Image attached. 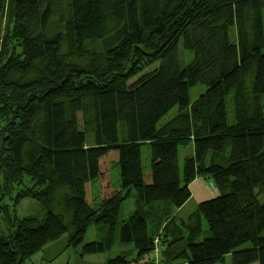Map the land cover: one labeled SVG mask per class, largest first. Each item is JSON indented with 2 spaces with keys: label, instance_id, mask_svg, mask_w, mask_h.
<instances>
[{
  "label": "trees",
  "instance_id": "obj_1",
  "mask_svg": "<svg viewBox=\"0 0 264 264\" xmlns=\"http://www.w3.org/2000/svg\"><path fill=\"white\" fill-rule=\"evenodd\" d=\"M263 16L264 0H0V264L63 238L79 258L114 248L101 264H156L145 209L181 207L200 176L219 196L180 221L160 264H264ZM109 151L119 190L91 206ZM23 201L39 214L18 216ZM90 226L103 238L76 251Z\"/></svg>",
  "mask_w": 264,
  "mask_h": 264
},
{
  "label": "rangeland",
  "instance_id": "obj_2",
  "mask_svg": "<svg viewBox=\"0 0 264 264\" xmlns=\"http://www.w3.org/2000/svg\"><path fill=\"white\" fill-rule=\"evenodd\" d=\"M264 20V16H263ZM4 23L0 21V35L4 34ZM205 87L203 85L197 84L194 88L190 90L191 99L194 100L197 95L203 91ZM227 112L231 115V96L228 97L227 102ZM174 115L171 113L165 117L161 124L168 123ZM193 148L191 144H188L185 147L180 146L178 148V165L182 169V163L185 157L192 155ZM142 154V167L145 172V176H148V149L146 146L141 149ZM117 162V153L109 151L103 158L100 160V171L98 179L88 184L85 187V197L87 203L91 206H98L103 204L104 201L108 200L110 197H113L118 192V170L116 167ZM190 191L189 199L179 208L174 209L168 205L164 204H154L146 207V219L147 222L152 228L155 234V244L157 245L154 252L150 255H147L144 259L155 261L156 264H160L162 259L168 257L175 250L174 246H170L167 251H161L164 248V245L167 244L170 237V242H173L181 235L180 230V221L185 220L189 214L195 211L198 204L202 201L209 199L217 198L219 196L218 190L212 185L211 180L208 177H197L191 181L188 185ZM132 196L128 200L124 201L120 212L119 219H127L135 210L134 207V192H131ZM259 202L264 200V189L263 194L257 197ZM4 202V201H3ZM18 216L25 215H38V207L31 201H23L18 209L16 210ZM12 227L10 223L4 221L3 216L0 213V232L3 236H7L11 233ZM103 238L102 232H100L94 226H90L87 230L85 237L81 246H79L76 251H80L83 245L90 242H97ZM64 238L60 239L56 243L47 246L43 249L42 252H39L23 264H74V263H84V264H101L103 261L111 259L117 255L116 249H111L110 252L100 255H87L83 258H79L75 253L74 249L67 248L64 249ZM245 237L238 239L237 243H244ZM132 246L127 245L126 248L122 251L132 254ZM134 253V251H133ZM224 264H230V256L225 258Z\"/></svg>",
  "mask_w": 264,
  "mask_h": 264
}]
</instances>
